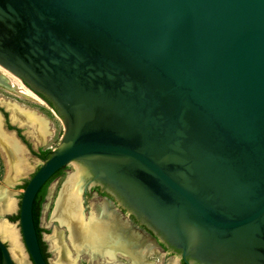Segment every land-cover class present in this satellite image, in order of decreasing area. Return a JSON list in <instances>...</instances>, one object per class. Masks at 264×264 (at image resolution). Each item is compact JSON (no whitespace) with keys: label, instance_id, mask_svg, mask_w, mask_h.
I'll return each mask as SVG.
<instances>
[{"label":"water","instance_id":"1","mask_svg":"<svg viewBox=\"0 0 264 264\" xmlns=\"http://www.w3.org/2000/svg\"><path fill=\"white\" fill-rule=\"evenodd\" d=\"M0 66L65 124L21 200L33 264L35 199L72 163L184 259L264 264V0H0Z\"/></svg>","mask_w":264,"mask_h":264},{"label":"rangeland","instance_id":"2","mask_svg":"<svg viewBox=\"0 0 264 264\" xmlns=\"http://www.w3.org/2000/svg\"><path fill=\"white\" fill-rule=\"evenodd\" d=\"M0 67L5 72L9 73V75L13 77V79L17 84L16 89L14 91L8 88L7 86L0 85V97L4 100L3 102L8 104L11 103L17 105L18 107L31 109L48 121L50 135L47 136L46 141H44L40 137V135L32 126H30L31 128L24 130L23 129L24 126H21L19 124L20 127L22 128L21 129L23 132L22 134L25 136L26 140L32 145V147L35 150H38L39 148H43L44 150H49V151L57 150L61 146V141L65 133L64 122L46 104V102H44L41 98H39V96H37L30 88L20 83L12 75L11 72L6 70L2 66ZM10 85L13 86V83L11 82ZM8 109H11V114H12V108L9 106ZM14 124H18V123H14ZM22 148L26 153L28 170L18 175H15L14 173L12 174L8 173L7 165L10 163V158H8L9 156L5 155L0 150V225L6 224L15 230L18 241V247L24 257L23 262L16 259L13 252L14 246H12L11 241L9 239L4 238L1 234L0 237L2 239H5L4 241L7 243L12 257H14L13 259L15 261L17 260L18 264H33L31 258L29 257L26 246L24 244L20 220L18 219V217L20 214V205H21L22 196L25 190L24 186L29 180H31L34 173L39 169L43 161L40 158L34 156L31 152H29L25 144H23ZM80 166L81 165L78 163H73L70 166H68L63 172V174L59 178H57L54 182H52L47 192L48 194L46 201L43 205L40 224L41 227L44 229L43 240L47 244V252H48L47 256L49 263L59 264L58 263L59 255L62 251H65V253H67L70 256V261L72 260L71 262L74 264H135L130 259V257H128V255L122 253L125 252L122 250L115 252V255L116 253H120L118 257L122 261H112L113 259L112 260L108 258L105 259L102 256H101L102 258H100L99 255H91L89 251L76 249L71 243L69 237L70 232L68 227L64 224H61L59 219L55 218L54 213L58 206V201L61 196L62 189L65 183L67 182V180L70 178V176L74 173V171H76V167H80ZM87 178L88 176L84 177V182H83L84 185L87 181ZM84 185H83V189H84ZM84 193L85 192L83 190L82 207L84 214H86L87 217H90L91 214L94 213L96 214V208L98 206L107 207L110 213L113 212L110 210L109 206H107L105 203H101L102 201L95 200L94 198L90 199V194H86L87 196H85ZM88 193H90V189L88 190ZM8 201H10L13 205L11 210L6 209V205ZM2 215L4 216L2 217ZM124 218L126 220H129V214L124 216ZM123 223H125V227H124L125 228L124 232H125L128 224L126 222ZM56 235H59L62 238L61 241L62 251H60L61 250V248H59L60 246H58L57 248V244L55 242ZM132 238H134V234L132 235ZM138 238L139 239L137 240H140V235H138ZM153 247H154L153 243L148 242L146 246L142 248L140 251L146 259L145 262L146 264H150V262L151 264H174L176 263V261H178L181 258V256L174 254L172 252L167 254L156 252V254L154 253L148 255V260L150 261L149 262L147 260V256L143 251L151 250ZM106 260H108V262Z\"/></svg>","mask_w":264,"mask_h":264},{"label":"bare ground","instance_id":"3","mask_svg":"<svg viewBox=\"0 0 264 264\" xmlns=\"http://www.w3.org/2000/svg\"><path fill=\"white\" fill-rule=\"evenodd\" d=\"M11 82L13 86L10 85ZM4 84H9V88L13 91L17 85L13 77L0 67V85ZM3 101L0 97L1 104H8ZM8 105L12 108L11 119L14 123H18L21 126H32L40 137L46 141L47 136L50 135V130L48 121L44 117L31 109L18 107L11 103ZM2 125V118L0 116V150L10 158V163L7 165L8 173H14L15 175L22 174L28 170L26 153L15 135L4 131ZM85 176V171L80 167H76V171L70 176L62 189L58 206L54 213L55 218L59 219L61 224L68 227L71 243L76 249L89 251L91 255L100 254L109 258H113L117 251L122 250L127 252V240L124 236L125 223L121 221L116 213H110V211L104 212L101 214V217H98L97 213L100 212L96 209L97 213L91 214L90 217L84 214L82 194ZM12 207V203L8 201L6 209L11 210ZM0 234L11 241L12 246H14L13 252L16 259L23 262L24 257L18 247L15 230L3 224L0 225ZM55 239L57 248L60 246V251H62V238L56 235ZM137 239H139L138 235L134 234V241H137ZM71 261L70 256L65 251L60 253L59 264H74ZM145 262L146 259L141 252H138L137 255L134 254L135 264H146Z\"/></svg>","mask_w":264,"mask_h":264},{"label":"flooded vegetation","instance_id":"4","mask_svg":"<svg viewBox=\"0 0 264 264\" xmlns=\"http://www.w3.org/2000/svg\"><path fill=\"white\" fill-rule=\"evenodd\" d=\"M22 83L25 86H27L24 82H22ZM34 93L37 96H39V98H41L44 102L48 103L54 110H56L55 107L51 104L50 101H48V99L44 95H42L38 92H34ZM8 108H9L8 104H5V105L0 104V116L2 118L3 130L6 132H9V133H11L10 130L15 131L14 135L18 139V141L22 144V146H23V144H25V146L27 147L29 152H31L34 156L40 158V152L41 151L44 152L47 150H44L43 148H39L38 150H35L32 147V145L26 140L25 136L22 134L23 132L21 130L22 128L20 127V125L14 124L12 122L11 109H8ZM28 128H31V127L30 126H24L23 127L24 130H26ZM52 152L53 151H51V154H52ZM42 161H44V160H42ZM65 169H62V170L65 171ZM84 194H85V196H87L86 194H90V199L94 198L95 200L102 201L101 203H105L107 206H109L111 211L116 213V215L122 220V222H126L128 224V226L126 227V230L124 232L125 238L127 240L126 247L128 249V252L125 251L122 253L128 255V257H130V259L133 262H134V254L137 255L138 252H140L141 249L144 248L148 242H152L154 247L151 250L143 251L145 253V255L147 256V260H148L149 254H154V253L156 254V252H159L162 254H167V253L172 252V253L177 254L179 256L182 255L181 251L172 247L166 240H163L162 235L160 233L154 231V229H152L150 227V225L143 218H141L138 214L131 212L130 209L126 206V204L122 201L120 196L116 192L111 191L110 188L103 186V185H95V186L90 188V193H88V190H87ZM46 198H47V195H46ZM46 198H45V201H46ZM42 209H43V206H42ZM96 209L98 210V212H100V213L96 212L98 217H101V214L104 212H109V209L107 207H104V206H101V207L98 206ZM127 214H129V220H126L124 218V216H126ZM40 226H41V224H40ZM133 234L140 235V240L134 241V238H132ZM42 241L45 244V252H46V254H48L47 244L43 240V233H42ZM119 254L120 253H116V255L113 258H109L108 256H102L100 254H98V255L100 258L104 257L105 259H107V258L111 259V260L113 259L112 261H122L118 257ZM0 255H1V251H0ZM1 261H2V255H1ZM106 261L108 262V260H106ZM150 264H151V262H150ZM176 264H200V263L193 261L189 258L184 259L181 256V258L178 261H176Z\"/></svg>","mask_w":264,"mask_h":264},{"label":"trees","instance_id":"5","mask_svg":"<svg viewBox=\"0 0 264 264\" xmlns=\"http://www.w3.org/2000/svg\"><path fill=\"white\" fill-rule=\"evenodd\" d=\"M51 156V151L47 150V151H41L40 152V158L44 161H47ZM64 170H61L60 172H58L53 178H51L47 184L40 190V192L38 193L36 199H35V203H34V221H35V225H36V229H37V234L40 240V244H41V248H42V252L45 256L46 259H48V256L45 252V244L42 241V233L44 232V229L41 228L40 226V219H41V212H42V206L45 203V198L47 195V191L48 188L50 186V184L57 179L58 177H60L63 174ZM28 183L25 184L24 188H26ZM18 219L20 220V214ZM0 264H2L1 261V255H0Z\"/></svg>","mask_w":264,"mask_h":264}]
</instances>
